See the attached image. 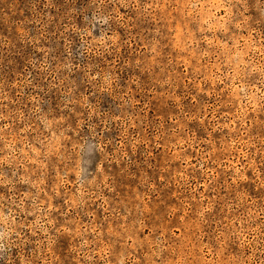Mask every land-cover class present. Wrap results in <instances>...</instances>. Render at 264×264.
Returning <instances> with one entry per match:
<instances>
[{
    "label": "rangeland",
    "instance_id": "1",
    "mask_svg": "<svg viewBox=\"0 0 264 264\" xmlns=\"http://www.w3.org/2000/svg\"><path fill=\"white\" fill-rule=\"evenodd\" d=\"M0 264H264V0H0Z\"/></svg>",
    "mask_w": 264,
    "mask_h": 264
}]
</instances>
